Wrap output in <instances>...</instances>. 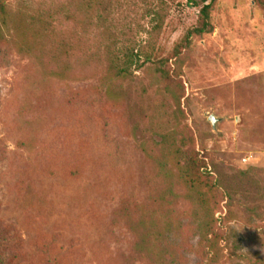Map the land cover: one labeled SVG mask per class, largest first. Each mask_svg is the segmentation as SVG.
Segmentation results:
<instances>
[{"label": "rangeland", "instance_id": "1", "mask_svg": "<svg viewBox=\"0 0 264 264\" xmlns=\"http://www.w3.org/2000/svg\"><path fill=\"white\" fill-rule=\"evenodd\" d=\"M86 1H0L2 264H264V0ZM190 156L212 191L177 179Z\"/></svg>", "mask_w": 264, "mask_h": 264}, {"label": "trees", "instance_id": "2", "mask_svg": "<svg viewBox=\"0 0 264 264\" xmlns=\"http://www.w3.org/2000/svg\"><path fill=\"white\" fill-rule=\"evenodd\" d=\"M1 2L4 0H0ZM87 9L91 10L92 12L98 13L100 12V7L102 2L100 0H87ZM2 8V7H1ZM64 12L66 15L70 10L67 9L66 6H64ZM209 5H205L201 13L203 15V26L201 28L195 29L192 33L194 34H203L207 32L210 28V21H209ZM57 15H60V12L54 13L50 12L49 16L47 17L48 20H45L43 22L44 27L43 31L46 34L49 35H55L56 32V18ZM68 16V15H67ZM46 17V16H45ZM90 26V25H89ZM88 26V27H89ZM88 27H84L88 28ZM192 33H190L188 36H190ZM86 36L85 32L82 33L79 37L78 45H79V52L74 49L73 44L68 40H63V48L65 54L73 57H77L79 59V62L82 63H88V60L95 61V57L89 56L88 52L89 49L86 47ZM189 38V37H188ZM89 58V59H88ZM137 62L140 60V56H136ZM136 63V60L133 58H129L126 61L123 62V64H120V66H117L116 64H111L106 69L105 74L102 75L101 81L106 86V96L110 101H113L115 103H120L122 101L121 95L119 93V82L125 80L129 76V67ZM71 67L70 64H68L66 70H68ZM66 70L63 71L65 72ZM57 76L63 77L62 73H56ZM163 77L167 78V73H163ZM182 158V153H179ZM204 161L200 160L197 156H190L186 160H184V165L180 169V174L177 176V179H179L182 184H184L189 189H194L201 187L203 184L207 185L209 187V190L212 191V187H210L207 183V180H204L202 178V169L204 168ZM101 179H99V183H102ZM197 230L199 231V236L201 243L205 247H207L210 244V235L212 234L213 230L211 227H208V229H205V232H202L203 227L200 225H197ZM133 230V228L131 227ZM10 240L6 233L0 232V255L5 258L7 255H11V249H9ZM0 264H2V260L0 259Z\"/></svg>", "mask_w": 264, "mask_h": 264}, {"label": "water", "instance_id": "3", "mask_svg": "<svg viewBox=\"0 0 264 264\" xmlns=\"http://www.w3.org/2000/svg\"><path fill=\"white\" fill-rule=\"evenodd\" d=\"M219 120L220 119H218L215 115H211L209 117V122L211 123L214 130L217 129V124H218Z\"/></svg>", "mask_w": 264, "mask_h": 264}]
</instances>
